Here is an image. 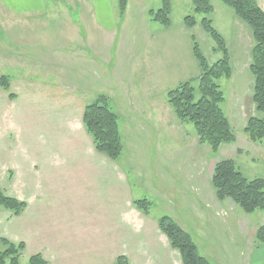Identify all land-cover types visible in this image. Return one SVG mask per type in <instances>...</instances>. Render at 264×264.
<instances>
[{
    "label": "rangeland",
    "instance_id": "rangeland-1",
    "mask_svg": "<svg viewBox=\"0 0 264 264\" xmlns=\"http://www.w3.org/2000/svg\"><path fill=\"white\" fill-rule=\"evenodd\" d=\"M169 1L170 26L149 18L140 21L132 13L127 23L120 19L116 24L119 49L110 41L114 35L107 33L104 73L107 81L115 79L120 93L90 86L95 73L87 77L91 66L81 58L73 66L60 63L47 70L42 67L46 63H10L0 55V76L10 79L9 90L0 87V187L27 202L18 215L0 206V236L25 242L22 264L38 253L50 264H115L121 255L129 264H183L160 228L164 216L190 232L211 264H238L241 259L232 262L231 253L250 246L260 216H240L244 212L233 200L221 201L211 176L217 162L233 159L246 177L264 178V138L254 142L245 132L249 117L264 115L252 100L254 37L231 6L211 0L209 17L231 54L232 76L222 77L219 84L225 96L222 107L237 137L215 153L199 142L192 123L178 119L168 92L191 81L199 96L201 69L191 53L192 36L210 64L222 54L214 51V39L202 27L203 15L195 13L192 0ZM189 15L197 20L191 29L185 24ZM41 18L31 32L40 43L34 46L45 50L59 43L65 31ZM157 28L162 33L155 36ZM1 33L0 26V39ZM164 61L169 66L165 80L159 77ZM63 64L72 75L74 92L59 84ZM151 65L153 78L147 69ZM97 67L102 64L96 73ZM100 94L110 96L119 115L124 151L118 160L96 151L83 126L85 106ZM141 199L150 201L147 213L134 204Z\"/></svg>",
    "mask_w": 264,
    "mask_h": 264
},
{
    "label": "trees",
    "instance_id": "trees-1",
    "mask_svg": "<svg viewBox=\"0 0 264 264\" xmlns=\"http://www.w3.org/2000/svg\"><path fill=\"white\" fill-rule=\"evenodd\" d=\"M234 9L236 16L246 23L254 37L252 61L250 71L253 79L252 100L256 111L264 114V10L257 0H221ZM195 13L203 15L202 27L212 36L215 42L214 51L222 54L221 58L210 64L201 51L199 43L193 37V55L199 62L201 73L197 89L191 81L180 83L169 90L168 101L181 122L192 123L201 144H208L216 153L222 144L233 143L237 137L230 121L222 107L225 96L221 90L219 80L232 75L231 54L226 40L213 26L209 17L214 7L211 0H192ZM119 13L124 15L128 0H118ZM170 1L164 0L158 10H151L152 20L164 26H170ZM197 20L193 15L185 17L186 26L192 28ZM0 87L10 89L8 75L0 76ZM10 93V97H14ZM83 123L86 131L91 135L97 151L106 154L113 160H118L124 151L119 115L110 106V98L100 94L84 108ZM245 132L254 142H262L264 138V115L251 116L246 124ZM212 184L217 197L224 201L233 200L245 213L251 214L264 210V178L246 177L233 159H223L216 163L212 175ZM148 199L134 201L146 213L149 211ZM0 206L20 214L27 206V202L15 196L6 194L0 187ZM160 228L167 235L173 248L178 249L183 264H211L201 254L192 235L180 226L172 217L164 216L160 220ZM264 242V225L256 233V246ZM25 248V242H12L0 236V264H22L20 257ZM26 264H50L41 253L32 255ZM115 264H129L128 258L121 255Z\"/></svg>",
    "mask_w": 264,
    "mask_h": 264
},
{
    "label": "crops",
    "instance_id": "crops-1",
    "mask_svg": "<svg viewBox=\"0 0 264 264\" xmlns=\"http://www.w3.org/2000/svg\"><path fill=\"white\" fill-rule=\"evenodd\" d=\"M115 1L117 3H115ZM257 1L259 6L264 10V0ZM163 4L164 0H128L125 14L120 15L118 0H0V26L2 31L0 39V55L2 59H5L10 63L22 64L27 61L46 63V65L42 67L47 70L50 69V67L55 68L60 63L72 65L75 60L81 58L82 63H88L89 67L91 66V71H89L87 77L91 78L93 73H95V77H92L89 83L90 86L103 88L108 91L111 89L114 91V94L120 93L121 90L118 89L119 87L117 88L116 84V87L113 85L115 79L112 78L113 81H107L106 79L110 80V77H107L104 73L105 69L103 65H105L106 60L107 33L109 32L114 35L110 41L112 42L113 47L118 46L119 49V36L118 33L115 32L117 22H119L120 19H123V22L127 23L129 21V16L132 13H137L138 16H141L142 18L140 21H143L146 18L152 20L150 11L155 10L158 5L159 7L160 5L163 6ZM116 14L119 15L118 19L116 18ZM41 17H45L46 21H53L56 26H60V29L65 31V34L60 37L61 39L59 43L57 42L53 45L50 43L45 50H39L34 46V44L37 43V40L33 37L34 34L31 32L32 25L35 26L40 24L42 20ZM159 31L160 29L157 28L155 36L162 33ZM191 38L193 40V36ZM37 44L40 43L38 42ZM190 44L192 46L191 39ZM13 46L18 47L16 49ZM190 49L193 55V48L190 47ZM31 56H33L34 60H31ZM181 58L182 59L177 67L179 70L182 69L183 65V57ZM165 60L169 62V59L167 60L166 57ZM195 60H191L190 62H195L194 64H196ZM99 63L102 64V69L97 67L98 72L96 73V66ZM81 65L83 68L84 65ZM147 69L151 72V78H153L154 66H147ZM82 70L84 74L87 73L85 69ZM100 70L103 71V74H100ZM168 71V63H165L164 61L159 77L164 78V80L168 79ZM81 72L82 71H80V73ZM59 73L60 77L64 80L63 82L62 80L59 82V84H62L61 87L65 88L66 92H74V82L73 80H69L72 78V75H69L68 69H65L64 64L63 69L59 70ZM90 78L87 79L90 80ZM117 78L121 82L122 78ZM164 80L161 79L160 82L163 84L165 83ZM107 82L109 83L107 84ZM33 84V82L29 83V85ZM101 93H104V91ZM131 105L132 99L129 97L127 109L131 110ZM129 115V118H133L134 116L130 113ZM80 126L81 124L79 123V127ZM209 188L211 189L213 187L210 185ZM227 201L228 200L226 199L223 202ZM230 202L233 201H229V204H232ZM234 206L237 208L236 204ZM252 214L260 216V218H257L260 222L257 225H253L254 232L252 233L254 234V238L249 241L250 246L246 249L239 246L231 253L232 262H236L237 258H239L241 259V262L238 264H264V242H261L256 246V233L259 227L264 225V210ZM252 214H246L244 212L241 213L240 216L252 218L253 216H250ZM245 238L248 237L245 236Z\"/></svg>",
    "mask_w": 264,
    "mask_h": 264
}]
</instances>
